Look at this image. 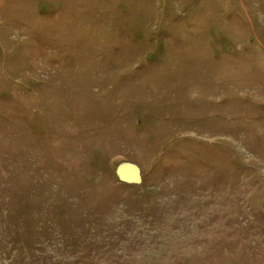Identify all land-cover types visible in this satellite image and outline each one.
I'll return each mask as SVG.
<instances>
[{"label":"rangeland","instance_id":"1","mask_svg":"<svg viewBox=\"0 0 264 264\" xmlns=\"http://www.w3.org/2000/svg\"><path fill=\"white\" fill-rule=\"evenodd\" d=\"M0 264H264V0H0Z\"/></svg>","mask_w":264,"mask_h":264},{"label":"water","instance_id":"2","mask_svg":"<svg viewBox=\"0 0 264 264\" xmlns=\"http://www.w3.org/2000/svg\"><path fill=\"white\" fill-rule=\"evenodd\" d=\"M118 181L139 184L143 181L141 167L138 162L130 159H122L114 167Z\"/></svg>","mask_w":264,"mask_h":264}]
</instances>
